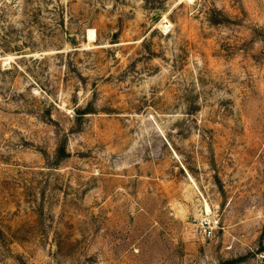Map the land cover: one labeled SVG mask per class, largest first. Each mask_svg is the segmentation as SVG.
I'll list each match as a JSON object with an SVG mask.
<instances>
[{
  "label": "rangeland",
  "instance_id": "1",
  "mask_svg": "<svg viewBox=\"0 0 264 264\" xmlns=\"http://www.w3.org/2000/svg\"><path fill=\"white\" fill-rule=\"evenodd\" d=\"M262 253L264 0H0V264Z\"/></svg>",
  "mask_w": 264,
  "mask_h": 264
},
{
  "label": "built area",
  "instance_id": "2",
  "mask_svg": "<svg viewBox=\"0 0 264 264\" xmlns=\"http://www.w3.org/2000/svg\"><path fill=\"white\" fill-rule=\"evenodd\" d=\"M216 224L217 221L210 216L203 218L200 223V234L206 239L212 238L214 236V230L217 226ZM260 260L264 261V253L260 255Z\"/></svg>",
  "mask_w": 264,
  "mask_h": 264
},
{
  "label": "bare ground",
  "instance_id": "3",
  "mask_svg": "<svg viewBox=\"0 0 264 264\" xmlns=\"http://www.w3.org/2000/svg\"><path fill=\"white\" fill-rule=\"evenodd\" d=\"M87 37H88V40L89 41H95L96 38H97V34H96V31L94 29H89L88 30V34H87ZM207 212L210 213L211 209H210V206L207 205Z\"/></svg>",
  "mask_w": 264,
  "mask_h": 264
},
{
  "label": "trees",
  "instance_id": "4",
  "mask_svg": "<svg viewBox=\"0 0 264 264\" xmlns=\"http://www.w3.org/2000/svg\"><path fill=\"white\" fill-rule=\"evenodd\" d=\"M60 150L65 151V148L62 147V148H60Z\"/></svg>",
  "mask_w": 264,
  "mask_h": 264
}]
</instances>
